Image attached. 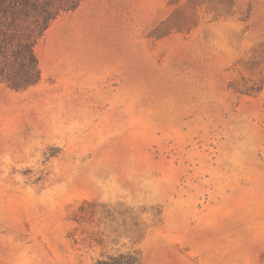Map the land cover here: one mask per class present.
Wrapping results in <instances>:
<instances>
[{
  "label": "rangeland",
  "instance_id": "374dc122",
  "mask_svg": "<svg viewBox=\"0 0 264 264\" xmlns=\"http://www.w3.org/2000/svg\"><path fill=\"white\" fill-rule=\"evenodd\" d=\"M21 1L0 264H264V0Z\"/></svg>",
  "mask_w": 264,
  "mask_h": 264
},
{
  "label": "trees",
  "instance_id": "16d2710c",
  "mask_svg": "<svg viewBox=\"0 0 264 264\" xmlns=\"http://www.w3.org/2000/svg\"><path fill=\"white\" fill-rule=\"evenodd\" d=\"M5 1H6V0H1V2H2L1 5H3V3H5ZM80 1H81V0H73L71 3H69V4L66 5V8H65V9H73V8H75V7L79 4ZM15 3H16L15 5H17L18 3H21V4H22L23 1H21V0H20V1H19V0H15ZM56 15H58V11H56L55 13H50V15H49V20L55 18ZM47 27H48V24L45 25L43 31H44L45 29H47ZM43 31H42V33H43ZM42 33H41V35H42ZM35 62H36V68L38 67V69H39V65H38V60H37V58L35 59ZM38 71H40V70H38Z\"/></svg>",
  "mask_w": 264,
  "mask_h": 264
}]
</instances>
